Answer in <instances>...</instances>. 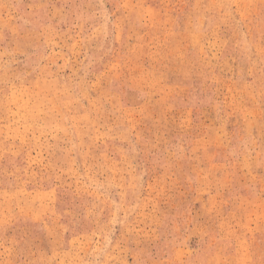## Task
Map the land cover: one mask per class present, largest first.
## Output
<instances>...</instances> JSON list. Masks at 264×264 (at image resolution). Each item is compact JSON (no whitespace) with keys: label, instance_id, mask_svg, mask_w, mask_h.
<instances>
[{"label":"rangeland","instance_id":"rangeland-1","mask_svg":"<svg viewBox=\"0 0 264 264\" xmlns=\"http://www.w3.org/2000/svg\"><path fill=\"white\" fill-rule=\"evenodd\" d=\"M0 264H264V0H0Z\"/></svg>","mask_w":264,"mask_h":264}]
</instances>
